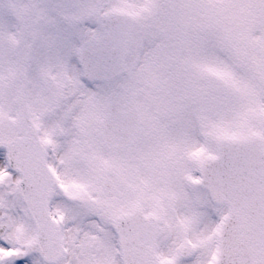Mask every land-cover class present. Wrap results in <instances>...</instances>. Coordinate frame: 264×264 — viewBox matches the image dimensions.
<instances>
[{
	"label": "snow or ice",
	"instance_id": "1",
	"mask_svg": "<svg viewBox=\"0 0 264 264\" xmlns=\"http://www.w3.org/2000/svg\"><path fill=\"white\" fill-rule=\"evenodd\" d=\"M0 264H264V0H0Z\"/></svg>",
	"mask_w": 264,
	"mask_h": 264
}]
</instances>
